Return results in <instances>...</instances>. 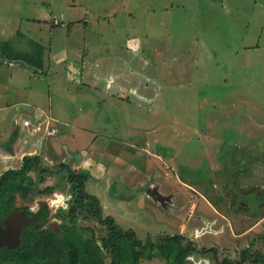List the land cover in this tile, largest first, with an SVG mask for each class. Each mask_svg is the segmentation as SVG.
<instances>
[{"label":"rangeland","instance_id":"rangeland-1","mask_svg":"<svg viewBox=\"0 0 264 264\" xmlns=\"http://www.w3.org/2000/svg\"><path fill=\"white\" fill-rule=\"evenodd\" d=\"M77 1L84 8L77 4L67 9L69 0H59L54 14L71 25L76 42L80 32L85 34L83 22L69 19L79 18L88 8V25L93 23L94 30L86 35L83 75L99 79L88 96L76 94L80 97L69 117L75 122V115H80L82 123H93L76 128L80 141L70 151L65 146L68 141L55 146L52 158L43 161L52 170L32 172L36 184L28 196H18L17 205L47 208L42 222L69 210V170L84 171L85 164L81 169L73 167L87 162L86 171L90 168L95 180L86 184V190L102 204L103 217L111 215L120 229L134 230L144 242L183 231L198 246L185 264H222L246 246L259 257L257 264H264V220L255 227L259 217H248L243 209L238 215L223 203L211 209L204 196L177 180V173L184 174L183 181L213 197L205 182H194L190 176L205 174V179L219 182L217 156L226 166L228 153L234 150L233 160L246 166L240 179L248 188L254 179L262 185V196L250 188L241 199L254 207L264 202V0ZM64 10L72 14L65 15ZM110 75H114V95L107 86ZM91 135L93 140L86 141ZM209 167H214L212 173ZM249 168L257 176L248 174ZM151 173H156L166 194L179 191L177 204L188 203L177 216L144 194L142 184ZM92 203L85 200L83 205ZM188 209L213 217L214 229L209 223L208 232H199L198 237L187 232ZM76 219L86 229V238L94 235L101 241L108 231L85 209ZM244 230L248 232L238 236ZM141 264L168 262L154 254Z\"/></svg>","mask_w":264,"mask_h":264},{"label":"crops","instance_id":"crops-1","mask_svg":"<svg viewBox=\"0 0 264 264\" xmlns=\"http://www.w3.org/2000/svg\"><path fill=\"white\" fill-rule=\"evenodd\" d=\"M77 4V0H69L67 9ZM60 5L59 0H0V176L8 169L20 168L26 156L40 155L43 161L52 158L59 143L64 146L68 141L70 146H65L70 151L80 141L76 128H87L90 122L79 121L80 115H75L78 118L74 122L69 115L76 94L88 96L90 88L97 87L98 75H83L86 35L94 25H88V8L76 20L70 18L83 22L85 34L80 32L75 42L71 25L63 24L54 14V6ZM71 10L62 13L72 14ZM107 79L114 95V75ZM70 82L77 87L73 89ZM82 83L84 88L80 87ZM32 125L40 126V130L33 131ZM93 135L86 141L93 140ZM81 152L87 154L85 149ZM82 164L90 174L88 182H93L91 169L86 171L87 162L73 168L81 169Z\"/></svg>","mask_w":264,"mask_h":264},{"label":"trees","instance_id":"trees-1","mask_svg":"<svg viewBox=\"0 0 264 264\" xmlns=\"http://www.w3.org/2000/svg\"><path fill=\"white\" fill-rule=\"evenodd\" d=\"M51 170L43 165V158L40 155H32L24 158L20 168L8 169L0 176V264H141L143 258L153 257L154 254L166 258L168 264H185L192 248L190 245L184 246L182 237L178 234L159 243L151 238L144 242L137 237L134 230L120 229L111 215L101 216L99 208L87 207L89 212H94L102 228L108 227V231L101 241L94 235L84 237V228L78 227L73 217L77 218L85 200L90 203L95 198L85 190L90 174L73 169L69 170L68 179L74 203L68 222L61 233L46 229L28 238L15 236L19 241L16 245H13L16 242L13 241L14 238L2 239L3 233H9L3 229L4 219L12 211L26 207L17 205L18 196H28L36 184L30 172ZM41 179L44 180V175ZM45 190H51V187ZM258 258V256L255 258L257 262Z\"/></svg>","mask_w":264,"mask_h":264},{"label":"flooded vegetation","instance_id":"flooded-vegetation-1","mask_svg":"<svg viewBox=\"0 0 264 264\" xmlns=\"http://www.w3.org/2000/svg\"><path fill=\"white\" fill-rule=\"evenodd\" d=\"M233 151L234 150H231L228 153L230 156V160L227 159L229 164L227 162L226 166L224 163H222L220 161L222 159L218 158L219 156H217V160L221 164V169H220L221 171H218V175L220 177L219 182L216 181V178L211 179V180L205 179L203 177V176H205V174H201V176H199L198 178H192V176H190L191 180L194 182H198V183H202V181L205 182L206 183V187H205L206 192L213 193V195H214L213 197L209 198L205 194H202L199 190H197L191 184L183 181L181 177H183V176L186 177V175H184V174L177 173V178H178L177 180L180 181V184H184L185 187H188L187 189L190 190L191 192H198L197 194L204 196L207 199L209 206H211L210 207L211 209H217V205L223 203L224 205H228V207L230 209L234 210L232 212L233 215H236V214L238 215V213L241 214V212L244 210V213H246V216H248V217H259V219L255 222L256 223L255 227H259L260 223H261V221H259V220H263L262 218L264 217V213H262L263 208H264V202L260 201L259 206L254 207L251 205V202L247 201L245 198H244V200H242L240 196L243 194H246L250 188H253L254 190H256L257 195L261 194V196H262V190H261L262 185H260L257 182V180L254 179L255 181H251V186H250V188H248L247 184H245L240 179V176L243 174V170L245 169L246 166H245V164H243V161H241V160H239V161L233 160ZM229 165H231V166H229ZM213 168L214 167H212V168L209 167L208 172L212 173ZM252 172H253V170L250 168L247 170V173L250 175L252 174ZM148 173H150V172H148ZM257 174H255V172H253V176H255V175L257 176ZM156 178H157L156 173H151L148 176L147 182L145 184H142L144 194L146 192L147 196H149V198H151L150 199L151 202L159 203L160 204L159 206L162 209H164L166 212H168L169 214L172 213L173 216L174 215L177 216L183 208L187 207L188 203L183 201V203L180 202V204H177V202H175L174 200L176 198V194L179 193V191L173 192L172 190H170L166 194L162 190V182L160 181V179L156 180ZM87 183H88V181L86 182V184ZM85 190H86V186H85ZM68 191H69L70 196H71L69 199V204H68L69 210L64 211V212H55V214L50 217V220H48L47 222L46 221L42 222V219H45V218H43L44 212L48 213V211H49L47 208L42 209L40 207H35L36 209H34V208L30 209V207H27V206L25 208H21L20 210L21 211L24 210L28 216H30V217L36 216V217H38V219L30 225L26 224L24 221H21L20 219H17V218L14 219L13 222L9 221L8 225L3 224L4 225L3 229H6L7 231H9V233H3L2 234L4 236V239L14 238L13 241H16V242L13 243V245L14 244L16 245V243H19V241L16 239L15 236H18V238H19V236H21L22 238L23 237L28 238L32 234L43 232L46 229L51 230L53 232L61 233L64 225L68 222L69 216L71 215V212H72L71 207L73 206V203H74L73 202V200H74L73 192L70 190V188H68ZM258 191H259V193H258ZM86 192L95 198L92 201H90L91 203L93 202L92 204L89 205L90 208L91 209L92 208H95V209L99 208L100 212H101V216H103V214H102L103 207H102V204H100V201L97 199L95 194L89 193L87 190H86ZM180 193H181V191H180ZM159 194L162 195L163 197L162 198L160 197V199H157V195L159 196ZM210 196H212V195H210ZM38 203H39V201H38ZM81 209H82V211H83V209H85L90 215H92L93 217L95 216L94 212L88 211L87 206H82L80 208V210L78 211V214H80ZM188 211L190 213L188 212L189 216L187 217V219H189L191 221V224H185V228H186L187 232H189V233L192 232L198 237L199 232H201L200 234H202L204 231L208 232V227L210 228V225L212 226L210 229L211 230L214 229L213 225L216 221L214 220L213 217L211 219L209 217H204L203 215H201L199 213L193 214L192 209H188ZM40 212H41L42 216L39 215ZM107 216H109V215H107ZM104 217H106V216H104ZM73 219H76V217H73ZM189 220H188V223H189ZM201 222H203L205 224L199 226V224ZM209 223H211V224L209 225ZM84 230H86V229H84ZM10 232H11V234H10ZM175 234H178L180 237H182V240L185 244L184 246H186V245L191 246L192 250L190 253H192V251L198 249V246L197 247L195 246L196 244H195L193 237H190V238L186 237V234L183 231H180L179 229H178V231L175 232ZM154 237H149V238L152 239ZM154 239H155L156 243H159L160 241H164L165 238L160 235ZM5 242H6V240H5ZM9 242H10V239H9ZM9 244H12V243H9ZM245 248L237 250L238 252H237V256L235 258H228L225 261L222 260V262H223L222 264H247L248 262L254 263V264L259 263L255 260V258L257 256L256 253L255 254L251 253V252H249V248H247V249H245ZM207 249H209V248L207 247ZM204 250H206V249H204ZM212 250L215 252V255L213 254V256L217 257L218 252H217L216 247H213ZM230 256H232V255H230ZM216 261H217V259H216Z\"/></svg>","mask_w":264,"mask_h":264},{"label":"water","instance_id":"water-1","mask_svg":"<svg viewBox=\"0 0 264 264\" xmlns=\"http://www.w3.org/2000/svg\"><path fill=\"white\" fill-rule=\"evenodd\" d=\"M160 197L162 198L163 196L160 194L159 196L157 195V199H160ZM16 218L20 219L21 221H24L28 225L34 223L38 219V217L36 216H28L27 213L23 210L11 212L10 214H8V216L4 219L3 222L8 225L9 221L13 222V220Z\"/></svg>","mask_w":264,"mask_h":264},{"label":"built area","instance_id":"built-area-1","mask_svg":"<svg viewBox=\"0 0 264 264\" xmlns=\"http://www.w3.org/2000/svg\"><path fill=\"white\" fill-rule=\"evenodd\" d=\"M25 123L26 124H30V120L29 119H26L25 120ZM31 128H32L33 131H38L40 129V126L32 125Z\"/></svg>","mask_w":264,"mask_h":264}]
</instances>
